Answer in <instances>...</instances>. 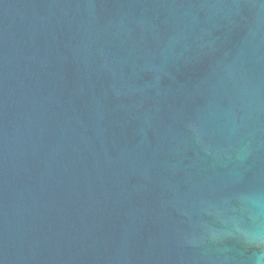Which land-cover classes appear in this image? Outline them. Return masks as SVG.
I'll return each instance as SVG.
<instances>
[{"label":"water","instance_id":"1","mask_svg":"<svg viewBox=\"0 0 264 264\" xmlns=\"http://www.w3.org/2000/svg\"><path fill=\"white\" fill-rule=\"evenodd\" d=\"M0 264H264V0H0Z\"/></svg>","mask_w":264,"mask_h":264}]
</instances>
